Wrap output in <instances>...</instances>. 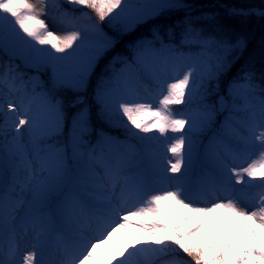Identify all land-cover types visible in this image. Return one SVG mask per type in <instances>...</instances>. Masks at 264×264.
I'll use <instances>...</instances> for the list:
<instances>
[{"label":"snow or ice","instance_id":"1","mask_svg":"<svg viewBox=\"0 0 264 264\" xmlns=\"http://www.w3.org/2000/svg\"><path fill=\"white\" fill-rule=\"evenodd\" d=\"M177 7L188 6L172 0L136 3L133 0H63V3L61 0H35L34 3L32 0H0V46L11 41L26 63L38 69L45 64L53 66L57 85L69 81L56 66L76 59V77L72 83L83 87L95 61L111 46L110 42L97 41L80 57L87 32L98 30L95 23L78 27L82 19H91L85 9L92 10L100 21L106 17H110V22L122 21L125 30H130L137 23ZM259 14L264 15V12ZM46 19L65 26L66 34L57 36L49 30ZM187 23L185 42L198 43L207 58L190 62L189 58L172 54L173 49L162 42L161 48L156 49L158 35L152 41H141L136 45V65L151 71L164 94L159 96L155 109L152 103L139 99L116 101L121 123L140 141L159 139V136H142L141 133L179 134L168 136L171 143L167 151L172 157H165L170 167L163 169L162 178L171 182V186L151 194L143 206L144 181L128 176L121 159L98 153L95 148L80 151L85 146L84 135L88 131L86 113L81 112L75 121L77 132L73 145L81 164L76 177L79 191L65 197L60 204V214L70 227L53 232L43 207L54 187L65 181V153L63 148L46 141L61 130V102L47 96H42L35 107L32 98L21 97L18 104L6 102L5 116L11 112L16 132L12 150L16 164L10 182L0 179V238L6 235L8 240L6 248L0 245V264H264V96L258 104L251 102L258 89L251 73L245 75L243 86H233V94L243 100L244 107H233L221 137L214 138L215 145L232 163L221 158L218 175L190 181L189 171L197 145L194 133L206 130L216 112L225 107L222 103L217 109L203 101L208 95L209 82L217 79L226 67L224 55L230 46L225 40L202 37L191 28L190 20ZM44 45L51 47H41ZM242 46L243 41H237L235 47ZM66 49L73 51L65 56L56 55L65 53ZM157 60L160 61L158 71L153 70ZM18 80L19 75L11 69L0 72V95L5 89L9 93L21 92ZM259 90L264 93V88ZM197 99L201 102L197 109L173 113L171 106L191 105ZM104 107L110 112L107 102ZM240 111L244 113L242 116L237 114ZM21 128L30 137V147L20 142ZM105 142L111 141L106 139ZM253 150H257V154L251 158ZM241 157L249 159L237 166L235 161ZM97 168L101 169L99 173ZM168 172L179 175L169 176ZM254 187L261 191L249 211L242 200L248 189ZM197 199L204 206H198ZM164 203L186 210L179 225L163 219ZM214 213L222 214L227 226L208 243L206 235L197 237L205 228V218ZM153 216L161 219L146 222ZM193 217L195 222L185 229ZM132 225L147 231L152 239L133 232V242L122 243L118 232L131 230ZM30 232L32 243L26 254L21 255L25 250L21 249L20 240ZM108 244L119 251V256L112 260L98 255L100 247ZM46 250L54 257L52 260H45ZM181 253L191 259H184Z\"/></svg>","mask_w":264,"mask_h":264},{"label":"trees","instance_id":"2","mask_svg":"<svg viewBox=\"0 0 264 264\" xmlns=\"http://www.w3.org/2000/svg\"><path fill=\"white\" fill-rule=\"evenodd\" d=\"M61 2L63 3V0ZM133 2H145V0H133ZM181 3L180 5H187L188 7L166 9L158 15L135 24L130 30H125L122 21L110 22V17L100 21L92 10L85 9L91 17L88 21L91 24L98 25L99 35L86 41L84 49L79 54L80 57L87 53L89 45L97 41L110 42L111 46L95 61L87 74L83 87H75L72 83V80L76 77V59L65 61L62 65L58 64L56 66L67 76L69 81L63 85H57L55 82L56 69L53 66L45 64L36 70L29 68L25 65L26 62L22 57L17 59L12 57L11 48L5 49L0 46V72L11 69L17 73L19 75L17 84L21 88L20 97H17L20 92L9 93L7 91L6 98L20 99L26 97L35 99L39 96H47L54 101L61 102V130L55 136L48 138L46 143L64 149L65 181L74 176L73 166H81L73 147L75 121L81 112L86 113L88 131L84 135L86 148L82 146L80 151L95 148L98 153L104 152L107 145L105 140L113 135L118 139V150L113 157L123 161L126 174L137 171L146 142L132 136L124 124L121 123L122 117L118 113L117 105H110V112L105 111L106 101L97 92L105 84L104 79L114 76L112 67L115 58L121 59L122 62L133 61L136 55V45L140 40L151 39L152 41L158 35L159 39L154 44L155 47H161L162 42L163 45L173 49L175 55L189 58L190 62L206 59L207 55L203 53L198 43H189L184 40V34L188 26L187 22L190 20L191 28L199 32L202 37L225 40L230 46V50L224 55L226 67L220 72L217 79L209 82L208 95L203 102L217 108L219 98L221 96L226 97L229 91L228 88L232 84L244 83L247 73L253 74V82L258 85L255 99L251 102L258 104L260 98L264 96V93L259 90L264 88V15L259 14L264 12V0H181ZM64 6L68 7L66 4ZM76 14L80 15V11L77 10ZM240 40L243 41L244 45L234 48V45ZM41 47L50 48L51 46L44 45ZM52 51L54 52V49ZM36 74L41 75L42 82L33 80ZM138 80L145 84L147 88L148 95H143V98L155 103L159 98L158 93H160L161 85H158L153 77H148L145 72L140 73ZM200 104L201 102L197 99L191 105H173L171 108L174 114L187 113L200 107ZM217 113L222 114L218 111ZM227 113L228 111L224 112L222 116L226 118ZM4 121H7L8 124L4 129H13L11 117H7ZM185 130H187V126ZM214 132L217 133V129H213L210 133ZM155 135L159 136V141L162 143H165L168 139V136H160L159 133ZM14 137L15 135L11 136L10 139H6L5 143L0 142V173H3L0 179L4 181L5 173L12 170L16 164V160L12 156V150L16 143ZM133 144L139 148L137 153H131L128 149V146ZM195 168L193 172L194 179L201 176H215L219 172L215 170L212 159L204 151L200 153ZM162 177H150L146 182V189L153 194L166 189L168 182L164 181ZM260 191L261 189L258 187L248 189L246 198L256 200ZM65 192V188L61 185L54 187L43 207V212L58 209L57 203L63 198ZM172 224L179 225L175 222ZM192 225L189 222L185 225V229L191 228ZM204 235L207 236L208 243L214 237V233L208 227H205L197 238H202ZM181 256L184 259H191L183 253H181Z\"/></svg>","mask_w":264,"mask_h":264},{"label":"rangeland","instance_id":"3","mask_svg":"<svg viewBox=\"0 0 264 264\" xmlns=\"http://www.w3.org/2000/svg\"><path fill=\"white\" fill-rule=\"evenodd\" d=\"M32 2L34 3L35 0H32ZM145 2H151V0H145ZM173 3H177V4H182L181 0H172ZM77 15V14H76ZM79 16V15H77ZM46 23H48L49 26V30L53 31L57 36H63L66 34L67 29L65 26L60 25L54 21H52L51 19H46ZM91 23L88 21V19H82L80 21V23L78 24V27H84V26H89L90 27ZM99 35V30L96 31H88L87 32V39H92L93 37ZM148 41V40H147ZM141 42V41H140ZM79 41H77L74 45H73V49L76 48V44H78ZM236 45V44H235ZM234 48H239V47H235ZM244 45V44H243ZM2 48H7L10 47L11 48V54L13 58H19L21 57L19 52L16 50L15 45L11 42L8 41L5 45L1 46ZM156 49H160L161 47H155ZM73 49H66L65 53H56V55L58 56H65L68 53L72 52ZM55 52V49H54ZM172 54L175 55V53L173 52ZM62 61L59 63V65L63 64ZM114 65H113V72H114V76L113 78L110 79H104L105 84L102 85V87L100 89H98L97 94L101 95L106 102L109 105H117L116 101L117 100H122V101H130L133 99H139L140 102H146V103H151V101L149 99H144L143 95L147 96L148 92H147V88L146 86L142 83L139 82L138 80V76L139 74L142 72L141 70H145L147 71L146 75L150 78L153 77V75L151 74V71L148 69H142L140 67H138L136 65L135 62V58L133 62H129V63H123L122 61H120L119 58H115L114 59ZM26 65L29 68H33V69H37V67L32 66L30 63H26ZM160 67V61L157 60L155 62V66L153 70L158 71ZM35 80L37 82H42L43 78L41 77V75L36 74ZM237 85V84H233L231 85L228 89V94L225 96H221L219 98V106L217 107V109H220L221 104L223 103L225 105V107L223 109L218 110V112H221L222 114L226 111H228L227 113V117L229 116L230 112L233 110V107L235 106L236 108L242 109L244 107V102L242 99L236 98L235 95L233 94V86ZM243 86L244 83L238 84ZM7 89H5L3 91V94L0 95V142L3 141V143H5L6 139H10L11 136L15 135L16 136V132L13 131V129H4L6 128L7 121L5 122L4 120L11 117V112L9 111L8 116H5V112H4V107L6 105L7 101H14L17 104L19 103L20 99H16L14 97H9L6 98L5 95H8L7 93ZM159 96L164 94L162 92V90L160 89L159 91ZM243 92V87H241V93ZM21 92L19 94H17V97H20ZM41 97H36L35 99H33V106L35 107L36 105H38L40 103ZM157 101L155 103H152L153 108L155 109L157 107ZM118 106V105H117ZM222 114H219L216 112L214 120L212 121L211 125L204 131L202 132H197L194 133V139L197 141V145H196V151L194 153L193 156V160H192V167L189 171V179L190 181H194V175L193 172L195 171V167L197 165V162L199 160V155L202 151L205 152V154H207L211 159H212V165L215 168V170L219 171L218 169V160L219 159H225L227 160L229 163H232V160L227 157L222 149H220L218 146L215 145L214 143V138L215 139H219L221 137V134L224 131V124H225V120L226 118L222 116ZM238 115L240 114V116H242L244 113L242 111L237 113ZM149 119V118H146ZM26 127V126H25ZM75 132H74V137L75 134L77 132V128H76V124L74 126ZM213 129H217V133H210ZM8 131V132H5ZM10 131V132H9ZM21 132V138L20 141L30 147V137L29 135L25 132L24 128L20 129ZM156 132H152V133H147V134H142V136H156L155 135ZM179 135L178 133H168L166 136H176ZM200 135V136H199ZM205 136V137H203ZM207 137V138H206ZM108 142L107 146H106V151L102 152L107 156L112 157L113 154L118 150V139L115 138L114 136H111L108 138ZM74 140V139H73ZM146 144L144 147V151H143V156H142V160H140L139 164H138V171H136L134 174H127L128 176L132 177V178H141L144 181V185H145V189H146V182L147 180L151 177H157V176H163V169L167 166V162L165 157H172V153L167 151V146L169 143H171V141H169L168 139L166 140L165 143H162L159 141V139L156 140H145ZM128 149L130 150L131 153H136L139 151V148L136 147V145H130L128 146ZM257 154V150H253L252 156L251 158H254L255 155ZM247 159H249V157H241L238 158L235 161V164L237 166L242 165L244 163H246ZM74 167V176L70 179H68L67 181H65L64 183L60 184L61 186H63L65 188V194L63 195V198L60 199L57 203V207L58 209H51L48 210V212H45L44 214L49 218L50 223H51V229L53 232H59L63 229H67L68 227H70V225H68L62 218L61 214H60V204L61 201L69 196V195H73L76 192L79 191V186L78 183L76 181V177L79 174V170L81 168V166L77 167L76 165L73 166ZM101 171V169L97 168L96 172L99 173ZM12 172L13 170H10L5 176H6V182H10L11 181V177H12ZM167 175L172 176V175H179V174H173L171 172H168ZM171 186V182L168 183V187ZM236 187H240V185H236ZM152 194V192H150L149 190L146 189V195L144 196V200L141 202V206H143V203L146 202V200L148 198H150V195ZM198 206H204L203 202H201L200 200L197 199L196 201ZM242 204L244 207L248 208L249 211L252 210V207L255 204V199H248L245 198L242 200ZM162 209L165 213L163 219H166L168 222H170L171 224L173 222L180 224L182 222V220L184 219L185 215L184 212H186L185 209L180 208L179 206L176 205H172V204H168L165 203L164 205H162ZM161 217H156L153 216L151 218H148L146 222H152L155 220H160ZM195 219V218H192ZM190 219L188 221V223H194L195 220ZM227 226V221L226 218L222 215V214H218V213H214L209 215L208 217L205 218V227H208L212 233H214V237L220 235L223 230L226 228ZM131 230L129 229H121L117 236L119 238V240L124 243V244H130L133 242V232L136 233L137 235L143 236L145 239L147 240H151L152 237L149 235V233L145 230L140 229L138 226L136 225H132L130 226ZM19 230V229H18ZM7 236L5 235V237L0 238V245H3L5 248L7 247ZM32 243V233L30 232L28 234V236L24 237L23 240H20V247L21 249H24L25 251L21 253V255L26 254V251L30 248V245ZM98 255L104 259H109L112 260L114 257L119 256V251L113 247L111 244L108 245H102L100 247V249L98 250ZM44 258L45 260H52L54 257L50 254L49 251H45L44 254Z\"/></svg>","mask_w":264,"mask_h":264}]
</instances>
